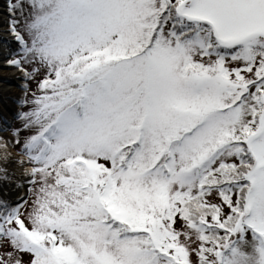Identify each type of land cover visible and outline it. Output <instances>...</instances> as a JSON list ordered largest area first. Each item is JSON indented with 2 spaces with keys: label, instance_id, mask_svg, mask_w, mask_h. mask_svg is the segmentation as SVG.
Instances as JSON below:
<instances>
[{
  "label": "snow or ice",
  "instance_id": "1",
  "mask_svg": "<svg viewBox=\"0 0 264 264\" xmlns=\"http://www.w3.org/2000/svg\"><path fill=\"white\" fill-rule=\"evenodd\" d=\"M0 12V264H264V0Z\"/></svg>",
  "mask_w": 264,
  "mask_h": 264
},
{
  "label": "bare ground",
  "instance_id": "2",
  "mask_svg": "<svg viewBox=\"0 0 264 264\" xmlns=\"http://www.w3.org/2000/svg\"><path fill=\"white\" fill-rule=\"evenodd\" d=\"M3 13L0 12V17H2ZM2 26V25H0ZM14 70L12 69H0V77L5 75H12ZM16 91L15 82L9 81L4 82L0 79V107H3L5 104L11 105L12 101L9 97H11Z\"/></svg>",
  "mask_w": 264,
  "mask_h": 264
}]
</instances>
